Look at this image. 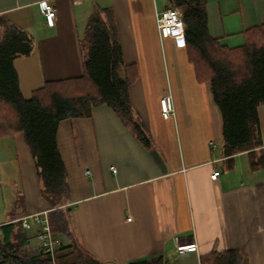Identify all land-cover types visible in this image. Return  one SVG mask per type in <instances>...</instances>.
Masks as SVG:
<instances>
[{
  "label": "crops",
  "instance_id": "obj_1",
  "mask_svg": "<svg viewBox=\"0 0 264 264\" xmlns=\"http://www.w3.org/2000/svg\"><path fill=\"white\" fill-rule=\"evenodd\" d=\"M43 1L0 0V19L35 40L33 53L14 63L26 99L47 81L83 75L81 39L95 6L112 9L123 63L139 74L129 96L144 142L107 106L64 120L57 131L72 230L82 249L102 264L158 255L201 264L202 256L232 249L249 264H264V165L252 169L248 151L224 155L223 119L210 84L197 79L186 47L160 36L157 13L166 0H49L57 12L54 27L46 24ZM207 10L210 35L230 48L244 44L245 31L264 25V0H208ZM166 97L174 110L167 119ZM259 122L262 146L254 151L264 155V104ZM7 140L18 154L27 216L50 211L23 134ZM190 242L197 252L177 251V244Z\"/></svg>",
  "mask_w": 264,
  "mask_h": 264
},
{
  "label": "trees",
  "instance_id": "obj_2",
  "mask_svg": "<svg viewBox=\"0 0 264 264\" xmlns=\"http://www.w3.org/2000/svg\"><path fill=\"white\" fill-rule=\"evenodd\" d=\"M177 9L185 25L186 48L196 77L207 82L223 119L226 157L248 151L252 169L264 165L259 107L264 104V25L243 33L244 44L230 48L209 33L208 0H166ZM83 70L80 77L47 81L26 99L20 88L15 61L31 55L35 40L16 24L0 19V140L23 134L34 159L42 199L50 206L49 221L59 240L54 261L39 246L36 233L18 221L22 212L0 223V264H102L77 243L72 230V210L67 172L57 145L62 121L91 117L95 107L111 108L138 140L146 139L133 110L129 89L139 74L122 60L116 22L111 8L96 7L81 39ZM231 161V160H230ZM201 264H249L239 250L213 251ZM128 264H179L162 255Z\"/></svg>",
  "mask_w": 264,
  "mask_h": 264
},
{
  "label": "built area",
  "instance_id": "obj_3",
  "mask_svg": "<svg viewBox=\"0 0 264 264\" xmlns=\"http://www.w3.org/2000/svg\"><path fill=\"white\" fill-rule=\"evenodd\" d=\"M41 5L47 26L54 27L57 21L55 7L49 3V0H44ZM157 26L162 38H173L178 48L186 47L185 25L181 13L177 9L166 8L157 13ZM161 111L166 119L174 114L170 97L161 100ZM213 147L215 148V145ZM219 176V171H215L212 174L213 179H217ZM131 220L132 218H128V221ZM18 221L25 230L36 233L39 248L49 254L54 261L55 253L60 242L53 235L49 221V211L23 216ZM197 250L198 245L195 242L177 244V251L180 254L193 253L197 252Z\"/></svg>",
  "mask_w": 264,
  "mask_h": 264
},
{
  "label": "rangeland",
  "instance_id": "obj_4",
  "mask_svg": "<svg viewBox=\"0 0 264 264\" xmlns=\"http://www.w3.org/2000/svg\"><path fill=\"white\" fill-rule=\"evenodd\" d=\"M86 21L84 17L81 30H84ZM19 167L18 154L12 143L7 139L0 140V222L9 220L15 214L16 200L22 189ZM220 167L224 170L223 164ZM37 243V238H34L32 245Z\"/></svg>",
  "mask_w": 264,
  "mask_h": 264
}]
</instances>
